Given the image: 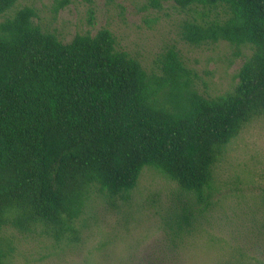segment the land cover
Masks as SVG:
<instances>
[{
    "label": "trees",
    "instance_id": "1",
    "mask_svg": "<svg viewBox=\"0 0 264 264\" xmlns=\"http://www.w3.org/2000/svg\"><path fill=\"white\" fill-rule=\"evenodd\" d=\"M18 1L0 0V264L6 227L77 242L91 198L127 200L145 166L203 201L227 144L264 118V0H174L203 9L181 25L188 44L251 51L214 96L174 45L147 70L107 28L64 42L32 6L5 16Z\"/></svg>",
    "mask_w": 264,
    "mask_h": 264
},
{
    "label": "rangeland",
    "instance_id": "2",
    "mask_svg": "<svg viewBox=\"0 0 264 264\" xmlns=\"http://www.w3.org/2000/svg\"><path fill=\"white\" fill-rule=\"evenodd\" d=\"M19 0L35 22L68 42L107 28L117 47L159 71L160 55L176 46L197 73L202 93L219 95L237 82L249 47L227 42L190 45L181 25L201 7L181 10L174 0ZM156 1L159 6H156ZM204 200L158 169L145 166L127 200L94 195L76 222L79 241L59 242L42 227H6L13 246L4 264H264V118L247 124L226 146Z\"/></svg>",
    "mask_w": 264,
    "mask_h": 264
}]
</instances>
